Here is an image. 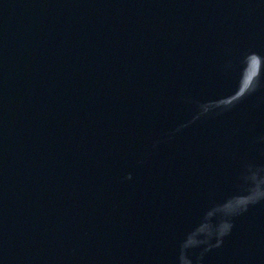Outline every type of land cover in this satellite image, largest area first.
Listing matches in <instances>:
<instances>
[{
	"label": "water",
	"instance_id": "obj_1",
	"mask_svg": "<svg viewBox=\"0 0 264 264\" xmlns=\"http://www.w3.org/2000/svg\"><path fill=\"white\" fill-rule=\"evenodd\" d=\"M0 264H264V0H0Z\"/></svg>",
	"mask_w": 264,
	"mask_h": 264
}]
</instances>
